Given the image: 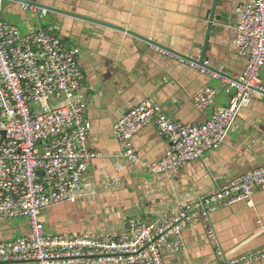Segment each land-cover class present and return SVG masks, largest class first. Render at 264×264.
I'll list each match as a JSON object with an SVG mask.
<instances>
[{
    "label": "crops",
    "instance_id": "obj_1",
    "mask_svg": "<svg viewBox=\"0 0 264 264\" xmlns=\"http://www.w3.org/2000/svg\"><path fill=\"white\" fill-rule=\"evenodd\" d=\"M29 1L51 10L41 18L24 5L12 3L3 9L2 21L22 33L44 29L62 35L64 48L69 45L70 51H77L83 73L80 93L87 105L88 144L103 155L92 161L84 176L83 184L89 185L91 194L44 213L47 234L121 232L132 219L155 223L183 203L264 166V103L258 98L238 111L219 148L176 172L155 174L146 166L162 160L171 148L154 126L133 138L139 159L134 166L121 157L124 145L114 135L122 115L144 102L182 124H203L217 108L227 107L233 90L154 47L199 59L206 46L205 67L228 76L240 75L247 61L240 54L234 29L240 18L238 7L252 0H222L219 11L225 14V21L210 26L208 10L213 0ZM205 87L215 89L216 95L211 106L201 110L194 97ZM29 233L24 218L0 219V243ZM183 241L185 249L167 253L166 264H226L264 248V190L254 193L249 203L219 208L206 223L191 224ZM253 264H264V259Z\"/></svg>",
    "mask_w": 264,
    "mask_h": 264
},
{
    "label": "built area",
    "instance_id": "obj_2",
    "mask_svg": "<svg viewBox=\"0 0 264 264\" xmlns=\"http://www.w3.org/2000/svg\"><path fill=\"white\" fill-rule=\"evenodd\" d=\"M24 8L41 18L48 14L35 6ZM2 13L0 0V219L24 218L30 233L0 243V264H166L167 253L185 249L183 233L191 224L206 223L219 208L249 203L254 193L264 190L262 166L183 203L155 223L132 219L121 232L47 234L44 213L91 194L89 185L83 184L84 176L92 161L103 155L88 144L87 105L80 93L83 73L77 51L65 50L48 30L22 33L3 22ZM238 14L235 39L247 61L242 74L228 76L187 61L234 91L228 106L217 108L203 124L174 121L150 102L127 111L115 124L114 135L124 145L121 157L132 166L139 163L132 140L148 126H154L171 148L162 160L146 166L155 174L176 172L219 148L240 109L256 98L264 103V0L239 6ZM154 49L177 57L159 47ZM215 95V89L205 87L194 103L205 110ZM263 259L261 248L226 264H253Z\"/></svg>",
    "mask_w": 264,
    "mask_h": 264
},
{
    "label": "water",
    "instance_id": "obj_3",
    "mask_svg": "<svg viewBox=\"0 0 264 264\" xmlns=\"http://www.w3.org/2000/svg\"><path fill=\"white\" fill-rule=\"evenodd\" d=\"M221 1L222 0H213V3H212V5L210 6V8L208 10L209 26L211 24L215 23V22H224L225 21V14L219 11V7H221V5H222ZM12 3L18 4V5L35 6V7L40 8L42 11L50 9V7H46V6L42 5V4L31 2L29 0H3V9H5L7 6H11ZM62 13H64L63 15L69 14V13H65V12H62ZM2 17H3V13L1 15V20H2ZM129 33H131L132 35L138 37L139 39L146 40L145 38H143V37H141V36H139V35H137L135 33H132V32H129ZM54 36L57 37L58 39H60V41L64 44L65 38L62 35H59V36L58 35H54ZM152 44H154V43H152ZM65 46H66L65 48L70 51V46L69 45H65ZM159 48L164 49V50L174 54L175 56H177L179 58H183L184 60L189 61L191 63H194V64H196L197 66H200V67H205V63L207 62V60H206L207 57L205 55V51L209 50V47L204 46L201 57L199 59H196V58L185 57V56L180 55V54H178V53H176L174 51H171L170 49H166V48L161 47V46ZM207 68H209V67H207Z\"/></svg>",
    "mask_w": 264,
    "mask_h": 264
}]
</instances>
